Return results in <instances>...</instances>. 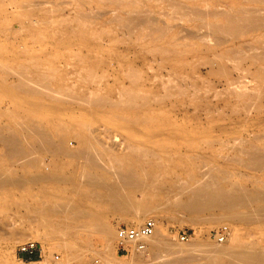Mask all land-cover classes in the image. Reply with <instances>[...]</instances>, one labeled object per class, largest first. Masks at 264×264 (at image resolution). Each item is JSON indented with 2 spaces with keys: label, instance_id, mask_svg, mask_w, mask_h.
<instances>
[{
  "label": "bare ground",
  "instance_id": "6f19581e",
  "mask_svg": "<svg viewBox=\"0 0 264 264\" xmlns=\"http://www.w3.org/2000/svg\"><path fill=\"white\" fill-rule=\"evenodd\" d=\"M97 1L105 6L114 5L113 20L131 33L143 26L161 32L169 29L168 25L156 21L150 0L88 2L93 4ZM249 1L264 3V0ZM5 2L0 0V13L9 12ZM12 3L14 10L9 13L17 18L21 14L26 20H17L8 14L3 21L0 18V32L5 35V31H11L18 36L24 32L31 39L26 41L22 49L16 46L17 40L11 46L0 43V94L10 98V104L0 105L2 194H11L12 188H20L25 182L57 180L59 176L50 172L34 173L26 179L15 175V165H37L40 163L38 152H46L56 158L71 156L82 159L84 179L80 175L82 181L79 182L87 186L86 189L77 185L70 188L76 192L77 198L72 195L56 197L45 185L40 186L39 193L46 200L39 201L37 207L39 211L58 214V219L50 221L48 226L59 236L69 235L76 239L80 234L79 239H82L95 232L108 251L112 242H117V233L97 213L98 209L129 208L128 220L134 223L153 209L144 200L165 190L172 194L168 197L175 206L187 213L196 214L192 222L203 219L264 222V186L252 190L245 184L231 181L224 168L210 165L211 160L222 158L256 170L264 168L263 147H243L232 156L223 154L227 141L232 140L228 137L230 129L237 131L249 124L264 125V99L259 102L255 95L264 85L263 41L259 45H246L245 50L233 49L228 54H218L217 60L220 58V61L217 70L224 78L216 84H210L203 90L204 94L199 96L202 93L201 87L195 86L182 63L165 66L164 73L161 66L145 68L124 63L121 58L117 61L120 73L114 74L116 70L99 73L98 67L108 57L92 43V20H86L84 16L91 18V13L86 14L84 10L77 9V18L53 21L46 18L49 9L44 8L45 1L15 0ZM167 4L173 17L177 15L180 18L200 20V31L195 35L202 43L210 46H218L229 38L264 29V7L260 5L253 7L246 4L247 7L232 6L228 10L208 11L179 1L168 0ZM123 8L127 11L126 15L121 13ZM208 16L220 17L222 21H208ZM42 24L49 25L46 31L52 32L60 44L67 43L68 47H72L70 40L66 42L59 37H66L72 32L81 38L82 45L69 48L61 55L33 50V43L43 31L40 30ZM86 34L90 37L86 38ZM61 59L65 62H61ZM247 59H251L254 66L256 64V71L261 78L258 80L255 77L253 86L242 80L248 75L240 71V63ZM67 63L72 65L73 73L78 74L82 82L87 81L89 88L78 89L77 83L67 85L70 73L63 69ZM234 71L237 73L235 76ZM110 76L116 81L114 90L103 85L104 80ZM219 86L221 89H218ZM100 87L104 92L97 90ZM198 96L200 100L196 102ZM67 103L79 106L85 104L93 116L98 110L101 112L100 117L112 115L116 120V132L111 135L107 129H98L94 133V129H91L88 133L90 126L83 114L73 115L69 120L62 119L60 112ZM171 110L172 115L169 114ZM108 139L118 142L123 139L129 147L128 153L109 154L95 149L96 145H105ZM196 149L203 151L195 152ZM106 162L109 164L106 165ZM61 179L66 180L64 176ZM164 180L174 182L173 186L166 188L161 185ZM137 192L141 194V199L135 196ZM0 201L2 211L8 213L10 199L4 196ZM24 206L31 208L32 205ZM205 212L210 213L209 217L202 215ZM65 218L72 222H79L83 218L81 222L84 223L82 226L68 223ZM79 227H85L87 232L78 233ZM261 228L257 242L242 241L240 231L236 228L233 233L232 230L228 231L226 241L230 238L231 243H211L197 239L188 242L171 241L157 226L155 232L144 239L146 248L132 253L131 264H139L140 260V264H148L152 257L148 260L150 257H144L142 252L150 256L151 253L147 252L151 250L154 258L159 256L158 252L166 254V257L160 256L156 264H264V231ZM59 245L69 255L70 264H84V256L77 254L74 244ZM103 256L108 261L107 255ZM135 258L140 259L138 261Z\"/></svg>",
  "mask_w": 264,
  "mask_h": 264
},
{
  "label": "rangeland",
  "instance_id": "374dc122",
  "mask_svg": "<svg viewBox=\"0 0 264 264\" xmlns=\"http://www.w3.org/2000/svg\"><path fill=\"white\" fill-rule=\"evenodd\" d=\"M14 1L15 0H6L5 2L6 6L9 8V12H12V10H14L12 3ZM35 1H45L43 6L44 8L49 9L46 18L52 19L53 21H65V19L67 20L70 18L75 19L77 18L75 14V11L77 9L81 11L84 10L86 14L88 12L93 15L91 18H89L88 15H84L86 20H92L91 27L92 29H94V39L92 40V43H94V47L99 52L104 54L105 57H108V59H106L104 63L98 67L99 73H103V71L105 72L107 70H109L110 72H115L116 70V72L114 73L116 75L120 73L117 66V61L121 58H123L121 59V61H123L124 63H132L136 66H144L145 68H150L151 65L155 68L161 66L164 73L165 66L182 63L185 65V71L189 74L195 86L201 87L202 93L200 92L199 96H202V94H204L203 90H205V88H207L210 84H216L219 82V80L224 78L222 74L217 70L218 61H220V58L217 60L218 54L224 53L225 55L230 51H233V49L245 50L246 45H259L262 43V41L264 44V29L262 31L258 30L257 32L243 34L236 38H229L224 44L218 46H214L213 44H211L212 46H210L205 42L202 43L203 41H201L200 38L195 35L200 31L198 24L201 21L195 19L190 20L189 18H180L177 15H174L173 17V15H170L171 9L167 4L168 0L148 1L153 5L151 6L154 12V17H157L156 21H159L162 25H168L169 29H167L166 32H161L159 29L152 30L149 29L148 26H143L135 33H131L127 29H124L123 27L118 25L117 21L113 20V17L115 16L114 5L105 6L101 1H97L91 4L88 2L89 0ZM141 1L147 0H139V2ZM171 1H179L184 3L185 5L197 6L200 9L208 11L213 9L228 10L232 6L234 8H237L239 6L240 8L242 6L247 7L248 5L253 7L260 5L262 8L264 7V3H252L249 0ZM28 8L30 9L31 7L29 6ZM163 11H165V14L163 13ZM9 12L0 13V18L2 21L3 19H7L8 14H10L11 17L13 16V18L17 20H26L25 16L21 14L18 15L17 18ZM121 13L123 15H126V9H121ZM15 19L14 21L17 22V20ZM36 19L39 20L38 16H36ZM219 20H221L220 17L215 18L214 16H208V21L219 22ZM48 26L49 25L45 24L40 25V27L42 28L40 30L43 31L40 32V36L38 35L39 38L37 39V41L33 43V50L44 54L54 53L61 55L64 54L69 48H78L82 45L80 43L81 38L76 33L72 34V32H70L71 34H68V36L66 37L59 36L66 42L70 40L72 47H68L66 45L67 43L60 44L52 32L50 33L49 31H46ZM188 31L189 33L191 31V33L187 34ZM183 33H186L187 35H184ZM87 35L89 34H86V38H89L90 36L88 37ZM30 37L31 36H27V34L24 32L18 36L11 31H5V35L0 32V43H2L3 45L7 44L8 46H11V44L17 40L18 43H15L16 46L18 45L22 49L26 44V41H29L31 39ZM87 42L88 39L86 40V43ZM42 47H44L45 49H43ZM83 49H86L85 46H83ZM60 61L63 63L65 62L64 59H61ZM252 63L253 61L251 59L244 60L240 63V71L242 70L241 72H244L248 75L247 78H242V80H245L249 86H253V84H255L256 78L258 80L261 79L258 72L256 71V64L254 66ZM212 68L213 71L211 70ZM245 68H247V70H245ZM63 69L64 71L70 73L67 76V85L71 86L76 85L77 83L78 89L89 88L86 80L85 82H82L80 76L78 78V74L73 73L74 68L71 64L67 63L66 65H63ZM253 74L256 76H253ZM233 75H237L236 71H234ZM115 83L116 81H114V78L110 76L104 80L103 85L114 90ZM117 85L118 83L116 84V86ZM218 89H221V86H219ZM97 90L100 92H104V89H102L101 87ZM263 93L264 85L255 93L257 101H263ZM21 94L22 93H20L19 95ZM22 95L26 96L27 94L25 95L23 93ZM27 96L32 97L31 95ZM199 96L198 98H195L196 102L200 100ZM43 101L47 102V100H45L44 98ZM8 104H10V98L6 97L3 94H0V105L4 106ZM74 105L75 104L67 103L66 106L63 107L64 111L62 110L60 112L62 119L69 120L73 115L83 114L90 126V129L87 131L88 133H90L91 129H94V133H96L98 129H107L109 133L111 132V135L116 132V126L114 123L116 122V120L112 115L104 116L105 118L100 117L101 112L98 110L96 111L97 113L93 116L87 110L88 108L85 106V104H82L81 106ZM169 114H173L172 110L169 112ZM230 130L231 131L229 132L228 137H230V139L232 140L227 141L226 148L223 151L224 155L232 156L236 150L239 151V149H243V147L244 149L256 146L264 148V125L255 126L253 124H249L244 127H240V129H238L237 131L232 129ZM214 134L215 132H213V135ZM118 136L120 135L118 134ZM234 137H236L237 139H233ZM121 141L122 142H118L108 139V142L105 145H96L95 149H97L99 152L109 154L117 152L124 154L128 153L129 147L126 146V143H124L123 139ZM74 144H76L75 141ZM197 151H203V149H196L195 152ZM38 153L40 157V163H38L37 165L17 164L14 166L16 168L15 175L25 177L26 179L29 175L34 173L50 172L53 174H57V176H59V180H49L42 183L25 182L20 188H12L13 192L11 194H2L0 190V199L4 196H7L11 202L8 205L9 212L7 213L2 211L3 205L0 201L1 264H62V259L64 260L63 264H70V258L68 257L69 255L59 245L61 243L74 244L77 250V254L84 256V264H112L111 262L115 264H131L132 253L134 251H130L128 253L118 252L117 242H115V240L112 242L110 250L106 251L98 233L93 232L89 235L88 238L82 239H79L80 234H78V238L75 239L73 238V236L69 235H56L51 230V228L48 226L49 222L52 220H57L58 214L51 211H39L40 208L37 207V204H40L39 201L41 200H46V197L42 196L39 193L40 186L45 185L48 190L52 191L56 197H68L71 195L76 197V192L71 191L70 188L73 187V185H77L81 189H86L87 186L83 185L82 182H79L81 180L80 175L83 178L82 172H84L81 162L82 159L71 156H61L60 158H56V156H52L46 152ZM239 155L241 156L242 154L240 153ZM211 161V166L224 168L226 170V175H228L229 179L233 182L245 184L252 190L257 189L260 186H264V168L263 170H256L253 168H249L240 162L237 163V161L226 160L222 158L213 159ZM108 164L109 163L106 162V165ZM237 171H240L241 173ZM66 175H69V178ZM63 176L64 178H66V180L61 179V177ZM70 176L73 179H70ZM162 183L161 185H164L166 188H171L174 182H166L164 180ZM170 195L172 194L168 193L166 190L165 192L162 191L155 195H150L149 199L144 201H147L150 205H152V211H150L148 215L142 217V219L134 221V223H131L128 220L130 219L129 208H99L97 213H99L101 218H103L106 222L111 224L114 227L115 231L117 230V226L120 224H141L146 220V218L151 216L155 217L157 221L156 227L158 226V228L166 235L169 240H177L180 242H188L197 239L211 243H231L232 239L230 238L227 241L226 238H224V240H220L217 232L222 226H227L229 230H232V233L236 228L239 229L242 241L246 242H257L259 240L260 226L263 227L261 229L264 231L263 221L245 223L224 219H203L198 220V222H192V220L194 219L193 217L196 214H190L186 211H183L182 209H179L172 203L171 199L169 198ZM135 196L138 199L142 198L139 192H137ZM25 204H30L32 206L31 208H29L27 206H24ZM202 215L208 216L210 215V213L205 212ZM81 221H83V218H81L79 222H72V220L65 218V222L76 225L81 224L82 226V223L84 222ZM84 228L79 227L78 233H84L85 231L87 232V230H85ZM183 235H185V238H183ZM27 240H36L39 243L41 256H24L22 259L17 255L16 250L18 244ZM145 253L146 252H142V255L147 258L150 257L148 258V260H150L152 257V260L148 264H156V262L161 258L160 256L166 257V254L163 251L158 252L159 256L155 258L152 250L147 252L152 254H150V256L145 255ZM103 255H107L108 261H105V259L102 258L104 257ZM135 259L139 261L140 258ZM140 263H142L141 260L139 264Z\"/></svg>",
  "mask_w": 264,
  "mask_h": 264
},
{
  "label": "built area",
  "instance_id": "2783aa9c",
  "mask_svg": "<svg viewBox=\"0 0 264 264\" xmlns=\"http://www.w3.org/2000/svg\"><path fill=\"white\" fill-rule=\"evenodd\" d=\"M157 221L153 217L147 218L141 224H120L117 226V251L128 253L146 248L144 239L155 232ZM228 227L222 226L218 230L220 240L228 236ZM185 238V235H183ZM17 255L23 259L24 256H41L39 243L36 240H27L17 246Z\"/></svg>",
  "mask_w": 264,
  "mask_h": 264
}]
</instances>
